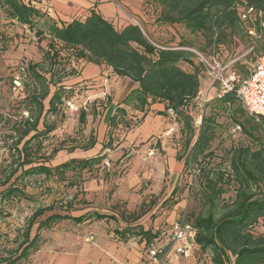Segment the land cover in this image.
Returning <instances> with one entry per match:
<instances>
[{"label":"trees","instance_id":"obj_1","mask_svg":"<svg viewBox=\"0 0 264 264\" xmlns=\"http://www.w3.org/2000/svg\"><path fill=\"white\" fill-rule=\"evenodd\" d=\"M150 3L159 9L154 20L155 29L178 25L191 33L200 34L207 47L200 52L210 55L214 50L217 60L224 63L237 57L230 53L228 43L238 30L243 29L240 22L241 11L247 6L264 10V0H151ZM0 11L5 17L33 31L37 43L45 42L42 60L49 66L47 78L45 72L41 71V63H24L27 77L33 84L31 93L27 95V101L33 109H27V116L21 118L17 128L12 131L15 141L9 153L12 150L13 159L0 176V187H3L0 190V200L27 196L24 186L18 184L25 178L43 175L45 178L54 176L63 181L67 171H72L73 174L87 171L103 159V155L91 158L72 157L52 165L51 160L61 150H65L66 146L52 149L50 153H40L41 139L55 129L54 124H43L39 128L43 112L56 113L57 104L61 103L63 98L69 99L72 96V93L64 95L65 91H62L70 90L72 86L63 85L61 82L64 78L76 75L75 63L81 61L92 62L103 70H110L111 74L120 79L128 77L131 80L130 89L107 119L109 140L103 147L110 146L111 133L125 136L140 124L151 105L160 103L163 104L164 110L158 111L159 115L166 114L168 117L169 109L175 113L174 121L168 118L171 124L178 128L177 131L182 133V150L188 149L182 168L202 160L210 161L213 157L210 144L215 138L216 113L205 116L207 106L212 99L216 100L218 108L223 109L232 119L233 106L238 100L234 93H228L222 99H217L214 95L208 97L201 125L197 130L193 127L191 105L203 85L204 72L194 54L180 48L192 47L157 46L140 25L131 23L116 28L94 10H90L83 18H74L61 24L35 8L30 0H0ZM12 25L13 22L10 21L0 22V27L6 30L4 33L0 31V40L6 38L5 34L10 32L8 26L15 27ZM40 46L44 47L41 43ZM183 64L191 69L186 70ZM93 83V79H87L78 88L86 89ZM51 86L54 87L52 92ZM46 98L48 108L44 111L43 101ZM98 107L103 106L98 104ZM247 118L249 120L237 121L238 126L242 125V132L255 142L256 147L246 145L229 149L228 174L221 169H203L206 173L203 174L204 183L200 198L207 205V209L192 214L191 221L186 210H183L187 222L195 231L194 244L209 256V264H264V226L257 231L260 223H264V141L255 133V128L261 127ZM84 119L85 111L80 110L79 123L82 124ZM182 124L183 127H180ZM193 129L197 132L196 135ZM34 140L35 145L32 144ZM71 141L72 146H67V152H72L75 148L88 150L96 143L92 134L83 143L76 137ZM176 159L181 160V156L176 155ZM225 178L227 182L231 180L235 184L233 197L229 200L221 198L227 191V188L223 187ZM174 190L175 187L171 189L170 194L173 195ZM70 202H65L64 208L68 209ZM148 203L149 206L154 204L151 200ZM146 204L142 202L136 210L130 212L114 205L113 209H118L117 215L100 214L94 210H79L81 212L77 214H74L72 209L71 212H56L54 205L38 207L28 219L22 240L9 251V257L0 259V264H17L27 258L31 252L38 250L39 231L63 220H71L75 224L89 219L105 218L121 222L124 227L115 231L116 234L125 238L123 234L132 231L131 236H136L146 251H149V245L159 236V232L145 229L139 222L149 210V207L145 209ZM46 212L51 213L37 221V218ZM34 224L37 226L35 233L31 235Z\"/></svg>","mask_w":264,"mask_h":264},{"label":"rangeland","instance_id":"obj_2","mask_svg":"<svg viewBox=\"0 0 264 264\" xmlns=\"http://www.w3.org/2000/svg\"><path fill=\"white\" fill-rule=\"evenodd\" d=\"M3 28L4 27H0V31L4 33L6 30ZM8 28L11 29L9 30L10 32L5 34L6 38L0 40V176L2 171L13 159L11 157V153L13 154L12 150L9 153V149L13 146L15 141V134L12 131L17 128L21 118L27 116V109H33V106L27 101V95L31 93L33 89L32 81L27 77V73L25 72L24 75L19 78V86L14 84L21 63H41V71L45 72V76L49 78V74L46 73L49 68L48 63L42 60V52L46 47L45 42L40 41L37 43L32 33L33 31L25 29L17 30L16 27L9 26ZM172 28L174 31L169 27H166L164 30L161 27L151 32L145 29L144 31L157 46L174 47L176 45H185L198 51L207 49L205 40L200 34L191 33L185 28L181 29L179 27V30L174 27ZM40 43L44 47L40 46ZM228 44L230 46V53L238 57L237 69L244 73L246 68L251 65L255 55L264 52V31L261 37H252L244 29L238 30L232 41ZM86 65L82 77H92L97 74L98 66L96 64L87 62ZM183 67L186 70L191 69L184 64ZM68 78L69 77L64 78L61 84L72 86V88L70 90H62L65 91L64 95L71 93L72 96H75V94L80 95L83 90H87L85 88H78L76 84L64 83ZM130 87L131 80L128 77L121 78L114 84H108V88L112 90V92L110 106L104 110L106 117L110 110L122 100ZM77 89L80 90L77 91ZM53 90L54 87L51 86L50 91L52 92ZM209 95L211 97L213 94L210 93ZM66 100V98H63V101L57 104L56 113L44 114L43 112L39 128H41L43 124H54L58 132H52L47 137L41 139L42 150L40 153H50L52 149L62 146H66L65 150H68L67 146H72L71 139L73 137H76L77 140L79 139L80 143L85 142V139L88 137V134L85 136L81 133L80 123L74 126L71 134L61 132L64 128V123L67 120H76V115H78L79 110H83L79 108L78 111L73 114V112L70 111L73 109V106L68 105ZM43 103L45 111L48 108V98H46ZM217 104L218 102L212 99L205 113V116L216 113L215 118L217 126L215 138L210 144L213 157L210 161L206 159L198 163H191V165L182 168L178 173L179 184L174 186L175 192L173 195L170 194L169 191L165 192L167 185H164L160 193V200L157 201V197H155L151 200L154 202V206H149L150 203L145 205V209L149 207V210L140 218L139 222L145 229L150 228L153 229V231L159 232V236L149 245V250L160 249L162 253L157 254V262H155L150 256L149 251H146L145 246L142 244V264H209V256L203 253L197 246H192L190 252L186 255H177L175 251H173L171 242L172 223L183 210H186L188 219L191 221L192 214L204 212L207 209V205L204 204L203 200L200 198L204 183L203 174L206 173L203 169L206 171H209V168L216 170L221 169L228 174L230 169L227 161V151L229 149L246 145H249L251 148L256 147L255 142L242 132V125L239 126L241 127L240 129H237L239 125L237 121L240 122L244 121V119H248L246 114L240 109L238 103H234V115L232 119L223 109L220 107L218 108ZM180 127H183V124ZM194 133L196 135L197 132L194 130ZM255 133L264 141V131L258 127L255 128ZM84 136L86 138H84L83 141ZM186 136H188V134L183 136V139ZM35 143L36 140L32 142L33 145H35ZM130 153L131 148H128L124 155ZM187 153V148L185 150L181 148L177 151L176 155L181 156L180 161L184 163ZM98 169L99 168L94 165L87 171H80L76 174H73L72 171H67L65 173V180L63 181H59L54 176L45 178L43 175H35L19 182L18 184L20 186H24V191L27 196L0 200V259L9 257V251L14 249L22 240L28 219L38 207L54 205V211L56 212H71L72 209L74 210V214L80 213L81 211L79 210H84V208H86L84 205L85 201L83 200V196L86 193L84 183L88 176H99L96 175V173H99ZM180 176L182 177L179 178ZM68 181H70V183H68ZM223 187L227 188V191L222 194L221 198L224 200L231 199L235 189L234 182L231 180L227 182V178H225ZM2 189L3 187H0V190ZM180 199L183 200L182 206L176 210V215L168 220L174 204ZM65 202L71 203L68 209L64 208L66 205ZM49 213L51 212H46L44 215L38 217L37 221L44 218V216ZM74 225L75 223L71 220H63L52 224L48 229L40 230L38 250L31 252L27 258L20 260L17 264H41L49 258L51 252H55V255L53 257L51 256V261H53L51 264H65L70 259L69 255L71 252L63 248L64 244L61 243V235L66 238L65 236H68L69 233V236H71L73 234L72 227ZM112 225V227L115 228L114 231H120L118 228L124 227V224H119V222H114ZM36 226L37 224L32 226L30 231L31 235L35 233ZM261 226H264V223H260L257 231L261 229ZM131 234L132 231H128L123 235L125 238L138 239L136 236L132 237Z\"/></svg>","mask_w":264,"mask_h":264},{"label":"crops","instance_id":"obj_3","mask_svg":"<svg viewBox=\"0 0 264 264\" xmlns=\"http://www.w3.org/2000/svg\"><path fill=\"white\" fill-rule=\"evenodd\" d=\"M30 1L35 8L58 24L67 23L74 18H83L90 10H94L109 20L116 28L133 23L140 25L148 32L155 30L154 20L159 10L153 3H150L151 0ZM3 20L13 22L12 26H15L17 30H28L25 25L5 17L4 13L0 11V22ZM175 26L174 28L177 30L179 27L183 28ZM161 27L163 30L166 27L173 29L170 26ZM86 64L87 62L84 61L75 63L76 75L69 77L64 83L76 84L77 87H80L83 81L93 79V85L88 86L87 90H83L80 95L75 94L66 101L73 106V109L70 110L73 114L79 108L85 111L81 133L85 136L92 134L96 143L88 150L79 148H75L72 152L61 150L51 160V164L55 165L72 157L104 156L100 163L95 165L99 168V173L95 172L99 176H88L84 183L86 190L83 196L86 206L84 211L94 210L100 214L117 215L118 209H113L114 205H119V209L130 212L136 210L142 202L148 203L155 197H157V201L160 200V193L164 185H167L165 192H170L178 184V173L183 167V162L177 160L175 156L181 149V131L178 132V128L175 126L173 132L168 131L172 126L171 121L166 114H158V111L164 110V106L156 103L149 107L137 127L126 133L125 136H117L115 132L111 133L110 146L103 147L109 140L107 119L118 106L116 104L108 116H105L104 110L110 106L112 92L109 90L108 84H114L120 78L111 74L110 70H103L99 66L96 75L82 77ZM205 83L204 77L203 85ZM98 104L103 107H98ZM79 113L76 115V120H67L63 125V130L60 129V131L71 134L74 126L79 123ZM56 129L52 132H58ZM128 148H131V155H124ZM182 203L183 200H179L174 204L168 220L176 215V210L182 206ZM114 222L116 221L107 218L89 219L75 224L72 227L73 234L71 236L69 233L68 236H65L66 238L61 235L63 248L71 252L70 259L65 264H142V242L134 238H120L119 234L115 233V228L112 227ZM89 236L93 237L92 241H86ZM187 241L191 248L196 246L194 236L188 237ZM54 255L55 252H51L49 258L41 264L53 263L51 260Z\"/></svg>","mask_w":264,"mask_h":264},{"label":"built area","instance_id":"obj_4","mask_svg":"<svg viewBox=\"0 0 264 264\" xmlns=\"http://www.w3.org/2000/svg\"><path fill=\"white\" fill-rule=\"evenodd\" d=\"M242 28L252 37H261L264 31V10L252 6L245 7L240 13ZM194 54L195 60L202 66L206 83L198 90L192 101V125L197 130L202 122V115L209 94L217 99L224 98L228 93H234L240 108L244 113L264 130V52L257 53L251 63L242 73L236 67L238 57L227 62L217 60L214 50L206 55L198 50L180 47ZM26 72V65L23 63L18 69L14 84L20 85V80ZM68 105H70L67 102ZM229 105V103H227ZM72 106V105H70ZM168 117L174 121L175 113L169 109ZM174 124L168 129L173 132ZM237 129H240L237 126ZM185 212L178 216L172 223V249L175 253L186 255L191 248L187 241L188 237L194 236V229L187 222ZM89 236L86 241H92ZM150 256L157 262V254L162 253L160 249H150Z\"/></svg>","mask_w":264,"mask_h":264}]
</instances>
